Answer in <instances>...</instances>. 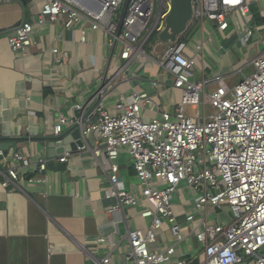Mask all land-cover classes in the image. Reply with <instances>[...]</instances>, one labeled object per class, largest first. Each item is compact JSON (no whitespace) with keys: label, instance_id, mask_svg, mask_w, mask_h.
Segmentation results:
<instances>
[{"label":"built area","instance_id":"built-area-1","mask_svg":"<svg viewBox=\"0 0 264 264\" xmlns=\"http://www.w3.org/2000/svg\"><path fill=\"white\" fill-rule=\"evenodd\" d=\"M191 5L189 24L206 32L205 22L212 21L225 39L236 33L246 44L259 30L254 26L253 5L264 18V0H191ZM170 11L171 0H43L36 20L22 22L7 41L11 50L24 54L33 44L36 25L61 22L64 29L74 31L84 21L92 30L104 32L108 47L119 49L122 59H142L149 38L165 28ZM210 39L202 40L194 55H188L185 44L177 41L159 62L173 77V88L181 91L173 111L147 117L143 110L151 107L153 97L142 91L120 96L114 111L102 102L92 107L77 104L80 117L60 114L54 125L55 136L79 126L89 147L104 156L112 184L105 195L117 197L110 212L141 206L140 216L151 218L146 229L128 231L135 264H264V49L251 58V74L232 86L228 73L194 81V60ZM52 52L59 54V49L54 47ZM206 87L212 90L207 93ZM123 151L133 163L139 192L117 187ZM6 160L9 169L3 187L20 179L18 165H31L21 151ZM59 161L65 163L67 156ZM47 164L41 159L39 170ZM176 198L191 211L178 212ZM224 208L232 214L228 223L210 220L211 214ZM179 214L188 228L179 222ZM166 224L172 238L181 241L193 236L200 249L176 259L174 244L152 250ZM109 241L100 236L94 243ZM103 261L108 264L110 258Z\"/></svg>","mask_w":264,"mask_h":264},{"label":"crops","instance_id":"crops-1","mask_svg":"<svg viewBox=\"0 0 264 264\" xmlns=\"http://www.w3.org/2000/svg\"><path fill=\"white\" fill-rule=\"evenodd\" d=\"M42 1L0 2V142L14 144L0 157V264H107L103 261L106 257L110 258L108 264H135L128 231L146 229L151 218L140 216L141 206L110 212L108 208L117 203V197L105 195L112 184L104 156L91 147L60 154L59 143H53V128L60 114L80 117L77 104L92 107L102 102L114 111L120 96L134 92L145 91L153 97L151 107L143 110L147 117L161 110L173 111L181 91L173 88V77L159 64L173 43L161 42L152 35L145 45L147 56L127 61L120 57L119 49L108 47L107 35L92 30L88 22L83 21L74 31L56 22L36 25L30 48L24 54L14 52L8 44V34L24 21H35ZM254 23L259 30L250 45H256L258 52L264 49V23H257L256 17ZM204 27L206 32L189 24L178 40L185 44L188 55H194L199 43L211 36L197 57L200 67L194 81L209 78L224 68L220 56L215 55L217 50L230 56V47L243 43L236 33L227 39L219 35L212 21L205 22ZM216 35L221 41L214 47ZM54 47L59 54L52 52ZM208 89L211 91V87L205 88ZM15 151L27 156L31 165H18L20 179L3 187L9 169L6 158ZM63 156H67L65 169L47 166L39 170L41 159L58 164ZM119 164L117 187L139 192V181L127 152L121 153ZM185 198L192 201L188 193ZM175 201L178 212L183 208L187 213L191 211L181 205L180 198ZM178 217L188 228L184 216ZM167 225L151 244L152 250L161 251L174 244L176 259L200 249L193 236L181 241L172 238ZM100 236L110 241L97 245L94 242Z\"/></svg>","mask_w":264,"mask_h":264},{"label":"water","instance_id":"water-1","mask_svg":"<svg viewBox=\"0 0 264 264\" xmlns=\"http://www.w3.org/2000/svg\"><path fill=\"white\" fill-rule=\"evenodd\" d=\"M192 13L191 0H171V11L166 19L165 28L158 35L155 34V36L161 42L176 43L187 31ZM55 142L59 143L58 152L60 154L72 153L77 151V149L89 147L88 142L82 136L79 126L67 130L61 136H55L53 143ZM13 145L12 142H0V157L5 156ZM50 157L54 159L52 152H50ZM47 166L51 169H65L66 163L60 162L56 164L51 161Z\"/></svg>","mask_w":264,"mask_h":264},{"label":"rangeland","instance_id":"rangeland-1","mask_svg":"<svg viewBox=\"0 0 264 264\" xmlns=\"http://www.w3.org/2000/svg\"><path fill=\"white\" fill-rule=\"evenodd\" d=\"M254 26H256L255 23H254ZM219 35H216L214 37V40H213L214 41V47L217 44L219 45V43L221 41V37H219ZM222 41H223V39H222ZM237 44H238V46H236V44H235L232 47H230V49H229L230 53H231V55L230 54L229 55L232 56L233 59H231L230 56H228V55H224V53H222L220 50H217V52L215 51L216 52L215 55L218 57L220 56L221 67H224V68H222V70L217 71L216 74H221V73L227 74V73H229L230 75H233L232 80L228 81V84L230 86H232L234 84L233 82L237 83L245 75L251 74V72L253 71V68L251 65H249V62H250L251 58L257 53V50H258V47L256 45H250V44H246V43L243 44L241 42H238ZM240 49H242V53H241ZM232 63H234L235 65ZM194 65H195L196 72H198L200 64H199L197 59L194 60ZM209 91H210V89L207 90V93H209ZM212 216H211L210 220L215 219L213 221H216L217 219L221 220L224 218L231 220V218H232V214H231V211L229 210V208L223 209L221 211H217Z\"/></svg>","mask_w":264,"mask_h":264},{"label":"trees","instance_id":"trees-1","mask_svg":"<svg viewBox=\"0 0 264 264\" xmlns=\"http://www.w3.org/2000/svg\"><path fill=\"white\" fill-rule=\"evenodd\" d=\"M257 9H258V6L256 5H253L252 6V11L254 13H256L255 17H256V22L257 23H264V18H261L260 15L257 13Z\"/></svg>","mask_w":264,"mask_h":264}]
</instances>
